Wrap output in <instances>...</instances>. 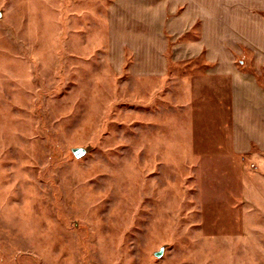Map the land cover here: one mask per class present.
I'll list each match as a JSON object with an SVG mask.
<instances>
[{
  "label": "rangeland",
  "instance_id": "374dc122",
  "mask_svg": "<svg viewBox=\"0 0 264 264\" xmlns=\"http://www.w3.org/2000/svg\"><path fill=\"white\" fill-rule=\"evenodd\" d=\"M0 264H264V0H0Z\"/></svg>",
  "mask_w": 264,
  "mask_h": 264
}]
</instances>
